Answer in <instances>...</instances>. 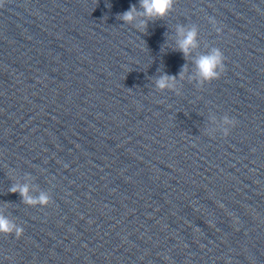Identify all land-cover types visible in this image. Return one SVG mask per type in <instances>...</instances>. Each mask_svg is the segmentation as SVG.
I'll return each mask as SVG.
<instances>
[{
	"label": "water",
	"instance_id": "95a60500",
	"mask_svg": "<svg viewBox=\"0 0 264 264\" xmlns=\"http://www.w3.org/2000/svg\"><path fill=\"white\" fill-rule=\"evenodd\" d=\"M132 4L0 0V208L23 228L0 264H264V0H173L143 33ZM207 47L224 70L197 86Z\"/></svg>",
	"mask_w": 264,
	"mask_h": 264
},
{
	"label": "clouds",
	"instance_id": "9594fccd",
	"mask_svg": "<svg viewBox=\"0 0 264 264\" xmlns=\"http://www.w3.org/2000/svg\"><path fill=\"white\" fill-rule=\"evenodd\" d=\"M139 10L136 5L132 4L117 18L124 24L132 25L137 31L143 33L147 28L149 20L162 19L166 17L172 9L173 0H138ZM210 23L215 26V21L210 20ZM219 30V29H217ZM198 29L195 25L176 27V44L174 50L181 52L186 58L198 47ZM224 57L219 48L207 47V50L197 55L194 59L195 75L189 77L194 79L196 85L200 86L206 82L219 78L224 70ZM186 66L179 74V79H184ZM154 87L158 91H172L177 87V77L167 74L160 75L154 81ZM210 122L215 125L209 132L214 133L219 130L223 136L229 134V130L235 126L236 121L225 115L219 123H217L215 115L210 114ZM10 192H18L26 205L30 206H47L51 197L46 191L40 192L37 196L31 195L29 184H15L10 189ZM197 230L199 227L196 228ZM23 233V228L10 218L3 208H0V234H14L19 237Z\"/></svg>",
	"mask_w": 264,
	"mask_h": 264
}]
</instances>
